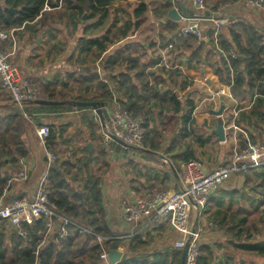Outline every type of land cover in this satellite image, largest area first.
Returning a JSON list of instances; mask_svg holds the SVG:
<instances>
[{
  "label": "trees",
  "instance_id": "obj_1",
  "mask_svg": "<svg viewBox=\"0 0 264 264\" xmlns=\"http://www.w3.org/2000/svg\"><path fill=\"white\" fill-rule=\"evenodd\" d=\"M1 1L0 31L10 32L22 26L26 28L38 20L42 29H48L50 39H54L59 28L48 26H60L65 22V28L71 37H77V53L81 65L97 63L112 46L133 37L148 19L146 0H5L3 5ZM239 1L207 0L205 6L207 8L212 5L210 10L215 14L219 9L240 4ZM161 3L162 13H158L157 17H168L173 5L164 0ZM177 8L185 11V7L180 5ZM10 9L16 10V13L13 14ZM257 10L264 17L261 9ZM204 15L210 18V14ZM184 16L192 17L193 14L185 11ZM168 19L169 22L165 25L168 35L162 38L161 47L172 44L173 53L188 55L189 66L195 63L194 67L208 70L222 86L232 85V96L253 101L249 115L264 121V29L256 27L251 20H239L233 16L219 28L216 45L213 37L215 26L212 23V27L201 39L194 36L177 38L180 24L169 17ZM18 34L19 32L17 37ZM144 47L138 41L129 39L110 51L104 65V71L110 78H101L97 72L83 76L70 74L53 82L37 84L36 88L44 100L99 102L106 107L116 101L133 118L142 116L145 139L143 149L137 152L144 156L152 157L162 149L164 155L173 154L187 140L203 143L202 138L194 132L195 102L190 94L182 98L178 92L189 89L193 82L179 69H155L154 63L148 71L149 67L146 65L138 74L140 88L133 83L132 74L138 70L140 63L137 54L144 52ZM231 50L237 57L227 61L224 53ZM212 54L217 55L215 63L210 60ZM123 64L127 65L124 71L120 69ZM113 85L115 90L111 89ZM116 95L119 98L116 99ZM73 109L71 106L45 107L28 104L21 110L3 91L0 99V199H3V203L8 205L16 199L26 198L21 193L16 197L5 194L12 190V183L16 182L10 176L15 171H21L24 161L29 158L24 137L40 126L32 116L33 113ZM86 126L91 131V141L96 145L99 124L90 121ZM60 134L52 129L46 140V147L52 153L56 152L55 142ZM166 141L170 143L163 148ZM107 142L109 150L101 144L93 148L92 162L89 163L86 148V154L75 164L69 161L59 162L48 173L49 201L54 205L55 212L76 222L84 230L70 226L67 236H61L59 224L56 223L51 235L45 239L46 218L36 220L32 225L22 223L18 226L0 220V264H101L99 260L102 247L97 236L106 239L103 241L106 252L122 247L123 240L120 239L125 238L124 234L115 232L107 221L102 184L111 170L108 162L111 152L119 153L123 150L122 152L128 153L131 150L112 140ZM171 159L177 172L181 162L198 160L194 150L189 147ZM8 167L10 171L7 170ZM154 179L157 180L155 175ZM245 179L242 188L235 191L223 190L215 207H208L203 212L225 232L226 241L218 248L201 243L197 264H258L254 258L264 259V241L252 240L257 224L264 223V208L261 210L264 206V169L250 171ZM130 243L128 254L118 264L182 262V250L145 249L139 253L137 250L142 248L137 247H142L145 242L136 236ZM240 254L251 259L245 260Z\"/></svg>",
  "mask_w": 264,
  "mask_h": 264
},
{
  "label": "crops",
  "instance_id": "obj_2",
  "mask_svg": "<svg viewBox=\"0 0 264 264\" xmlns=\"http://www.w3.org/2000/svg\"><path fill=\"white\" fill-rule=\"evenodd\" d=\"M4 1L5 0L1 1V5L4 4ZM147 1L148 0H146V2ZM154 1L155 3H152V5L147 3L148 19L146 23L133 37L125 39L136 40L142 46L145 45V51L137 54L140 63L138 64V70H135L132 74L133 83L140 88L138 74L146 65L149 67L148 71L152 69L151 65L154 63H156L154 66L155 69L159 67H165L167 70L179 69L184 76L188 77L189 80L193 82L192 87L182 92H178L182 98H184L186 94H190L195 102L196 107L193 112V119L195 120L196 125L194 132L195 135L202 138L203 143L187 140L182 148H178L170 155H164L162 149L157 154L151 155L152 157L144 156L141 153L134 154L132 153L133 150L128 153L124 152L123 154L112 151L108 156L111 170L106 175L102 184L104 209L110 228L117 233L124 234L125 236L124 239H120L123 240V245L117 250L122 253V259L128 254L127 248L131 247V239L136 236L140 237L141 240L145 242L142 247H137L142 248L137 250L139 253L144 252L145 249L148 251H155L163 248H175L174 244L179 236L172 230L169 223L155 224L146 220L145 222H139L137 224H129L125 221L121 210L123 203L130 204L134 202L138 196L148 192V190L149 192H154L161 188H168L169 190L174 191L182 189V174L180 170L177 172L174 168V162L171 159L172 156L180 155L184 152L186 147H189L194 150L196 157L199 160L201 149L204 150L211 144L220 145V147L223 148L222 145L226 144L227 146H225L223 156H219V153H216L214 158H211V160H213L212 166L206 162L204 163L207 171H212L217 165L230 161L236 152L244 148L247 140L251 142L254 140L253 143L264 144V121L249 115V110L254 105L253 101L250 99H236L232 96L231 92L230 95L220 93V91L225 89V86H222L219 80L214 78L212 73L207 72L208 70H201V68L194 67L195 63L194 65L190 64L189 66L188 55L178 52L173 53V47L170 48L171 44L164 48L161 47L162 38L168 35L165 30V25L169 22V16L157 17L158 13H162L161 11L163 7L161 0ZM183 2L188 9V12H192L193 9H191L190 6L191 4L193 5L192 1L183 0ZM241 4L242 3L234 4L219 9L215 14L210 10L212 8V5H210L205 8L204 11H196L192 12V14L193 16H205L204 14H210V17H214L222 23V25L227 23L228 20H230L229 18L236 16L239 20H251L256 27L264 29V17L259 15L258 10L256 11L257 8H245L244 5ZM179 12L184 15L185 11L183 12V9H180ZM239 13L242 14L241 17L239 16ZM148 22L150 24H147ZM90 23L92 22H89V24ZM179 24L180 28H182L187 25L188 22L182 20ZM60 26L66 31V40L63 39L61 44L59 38L57 39L59 35V32H57V36L55 37L57 42L54 40V43L52 44L60 45V51L57 53L50 48L51 44L49 46L47 45L48 49L44 55V60L41 47H43L45 42L47 44V42L52 41L50 40L48 29H42L41 24L37 20L24 28L23 31L19 32L17 37V53L13 56V62L19 67L21 75L29 80L32 86L35 85V88L37 84L43 85L45 82H53L59 77L66 78L70 74L83 76L90 73L95 74L97 72V75L101 78H110V75L104 71L105 59L111 54L110 51L120 47V44L125 40L112 46L97 63L81 65L77 53V37H71L72 35L65 28V22ZM48 27L51 28L58 26H52L50 24ZM200 27L203 35H206V31L212 27V24L202 22ZM146 30L151 34H143L147 32ZM64 44L65 47L68 45L71 46H68L70 51H68L67 54L60 53ZM2 46L5 50L11 49V44L8 42L3 43ZM73 55H76L77 58H72ZM58 57L61 59L59 66L53 69L47 68L46 60H54L55 64H57L56 59ZM210 60L213 63L217 62V55L212 54ZM120 69L122 71L126 70L127 65L123 64ZM157 75H159V73ZM111 89L115 90V86L113 85ZM2 95L3 90L0 87V99ZM117 97L118 96L116 95L115 98L117 99ZM218 103H220V105H218ZM111 104L107 106V109L105 106V109L108 110V112L111 110L109 109ZM219 112H221V114H219ZM32 116L36 118L35 121L40 126H37V129L34 132H31V134L29 133L24 137L26 148L30 153L29 158L24 161L23 169L21 170L25 171L26 176L23 180L18 182L19 184H17L14 189L7 191L5 196H11L14 192L16 194L21 193L28 198L34 196L38 181L45 174L49 173V167L52 169L56 166V162L52 165L49 164L47 148L37 135V130L39 128L49 127L50 131L54 129L56 132L61 133L55 142L56 152H53L58 160L60 159V163L69 161L75 164L78 159H82L86 154L85 150L86 148L88 149L89 144H92L93 148H97V146L101 144V146H105L106 150L110 149L107 142L108 140L110 142V139L105 137V128H103L98 116L93 113L92 109L82 111L73 109L71 111H60L55 113L34 112ZM214 119L217 120V126L211 131V135H206V128L211 127L207 124L214 122ZM90 121H97L99 124V129L96 132L98 140L96 145L91 141V131L86 126V123ZM220 126L223 127V139H220L217 135ZM110 127L111 124L108 123L107 129ZM197 130L200 131L201 135L197 134ZM190 142L191 145H188ZM169 143L170 141H166L162 147L164 148V146H167ZM165 159L168 160L169 164L164 162ZM165 169L167 170V173L164 172ZM7 170L10 171V168L8 167ZM15 174L16 171L13 176H10L12 181H15L13 179ZM154 175L157 177V180L154 179ZM245 176L246 175H242L236 179L234 178L225 186L226 188L224 187L223 189L235 191L242 188L246 182ZM164 184L165 187L163 186ZM219 198L220 191L211 195L208 198V207L213 209ZM0 204H5L3 203V199H0ZM263 208L264 206L261 210H263ZM191 221L197 228H204L201 243L209 245L211 248H218L223 241H226L225 232L219 228V225L210 221L205 214L193 211ZM252 240L256 242L264 241V223L257 224L256 230L252 233ZM240 255V257L245 260L251 259L247 255ZM254 261L258 262V264H264L263 258H254ZM109 264L111 263L109 262Z\"/></svg>",
  "mask_w": 264,
  "mask_h": 264
},
{
  "label": "built area",
  "instance_id": "obj_3",
  "mask_svg": "<svg viewBox=\"0 0 264 264\" xmlns=\"http://www.w3.org/2000/svg\"><path fill=\"white\" fill-rule=\"evenodd\" d=\"M191 1L196 9L205 10L207 0ZM239 3H242L245 8L261 9L264 13V0H240ZM46 9L51 10L48 7ZM182 20L187 21L188 24L180 28L176 34L177 38L194 36L201 39L203 37L201 23H212L215 26L214 42L218 45L217 35L222 23L214 17L198 15L196 18H186L183 16ZM24 28L22 26L10 32L0 31V87L21 110L29 102L44 100L41 92L21 75L19 67L13 62V56L17 53V33L23 31ZM7 42L11 44L10 50H5L2 46L3 43ZM172 47L171 44L170 48ZM224 57L229 61L236 58L237 55L231 50L224 53ZM231 86L225 87L220 93L230 95ZM109 109L111 110L108 112L110 116L108 123L111 124V127L107 129L108 123H106L105 136L112 140L107 134L111 132L128 145L143 148L145 129L142 116L133 118L127 111L122 110L116 101L111 104ZM93 113L97 115L94 110ZM25 116L27 115L25 114ZM37 135L46 147V140L50 135L49 127L39 128ZM46 150L49 164H55L56 156L48 149ZM164 162L169 164L166 159ZM262 169H264V144L253 143L249 140H247L244 148L234 154L230 161L217 165L212 171H207L203 164L195 160L181 162L179 164V170L182 174L181 190L161 189L143 193L134 202L123 203L121 208L123 217L129 224H137L146 220L155 224L169 223L172 230L179 236L174 247L183 250L190 240L186 264H197L204 228H197L196 225H193L191 221L192 212L196 211L202 214L208 208V198L218 193L234 178L246 175L250 171ZM48 171H50V167ZM25 176V171H18L13 179L21 181ZM41 218L47 219L45 239L51 235L56 223L59 224L61 236H67L70 226L84 230L76 222L61 217L55 212L54 205L49 201L48 173L38 181L34 196L16 199L8 205L0 204V220L8 221L12 225L18 226L22 223L32 225L34 221ZM97 239L102 247L99 261L101 264H109L108 252L103 246V241L106 239L99 236Z\"/></svg>",
  "mask_w": 264,
  "mask_h": 264
},
{
  "label": "water",
  "instance_id": "obj_4",
  "mask_svg": "<svg viewBox=\"0 0 264 264\" xmlns=\"http://www.w3.org/2000/svg\"><path fill=\"white\" fill-rule=\"evenodd\" d=\"M167 3L173 5V8L169 11V18L175 22H180L183 19L182 13L179 12L178 10V5L181 7H185L183 0H164ZM10 12L13 14L16 13V10L10 9ZM185 11H188V9L185 7ZM186 17V16H184ZM197 16H192V17H186V18H196ZM28 104L31 105H39V106H45V107H55V106H71L74 109H92L96 112L103 128L106 127V123L110 121V116L108 111L105 109V104L104 103H99V102H85V101H68V102H54V101H48V100H37V101H32L29 102ZM27 104V105H28ZM221 114V112H219ZM108 136L116 143L122 145L125 149H130V150H136L140 151L142 148H138L135 146H131L126 144L125 142L121 141L117 137H115L111 132L107 133ZM217 135L220 137V139H223V127L220 126ZM88 150H89V162H92L93 160V145L89 144L88 145ZM189 243L190 240L186 243L184 249L182 250V262L181 264H186V259H187V252L189 248ZM122 253L117 251V250H111L108 251V259L111 264H118L120 263L122 259Z\"/></svg>",
  "mask_w": 264,
  "mask_h": 264
},
{
  "label": "rangeland",
  "instance_id": "obj_5",
  "mask_svg": "<svg viewBox=\"0 0 264 264\" xmlns=\"http://www.w3.org/2000/svg\"><path fill=\"white\" fill-rule=\"evenodd\" d=\"M147 3H149V4H151L152 5V3H155V1L154 0H148L147 1ZM189 5V4H188ZM191 6V9H193L192 10V12H196V11H201V10H196V7L194 8V6L191 4L190 5ZM222 11V10H221ZM202 12V11H201ZM238 14V13H237ZM239 16L241 17L242 16V14L241 13H239ZM147 24H150L149 22L147 23ZM58 32H59V35H58V37H57V39L59 38V42L62 44V41H63V39L64 40H66V31L62 28V26H58ZM147 32H145V33H143V34H151L148 30H146ZM50 40H52V41H49V42H47V44H46V42H45V44L43 45V47H41V52H42V56H43V60L45 59L44 58V55L46 54V52H47V49H48V46L51 44V46H50V48L53 50V51H55V52H59L60 51V48H61V46L60 45H53L52 43H54L53 41L54 40H56V38H54V39H50ZM56 42H57V40H56ZM48 45V46H47ZM68 46H70V45H68ZM68 46H66L65 47V44L63 45V48H62V50H61V52L60 53H64V54H67V52L68 51H70V49H68ZM71 47V46H70ZM67 48V49H66ZM47 57H50V56H47ZM75 57V59L77 58V56L75 55H73V57L72 58H74ZM57 64H55V62H54V60L53 61H48V60H46V62H47V68H50V69H53V68H55V67H58L59 66V64H60V61H61V59H60V57H58L57 59ZM218 105H220V103H218ZM217 105V106H218ZM215 121L214 122H212L211 124H207L208 126H211V127H208V128H206V135H211V131L214 129V128H216V126H217V120L216 119H214ZM97 122V121H96ZM197 132V134H200L201 135V133H200V131L199 130H197L196 131ZM31 134V133H30ZM214 140H215V138H214ZM225 146H227L226 144L225 145H222V147L223 148H221L220 147V145H214V144H211L210 146H207L204 150L203 149H201V153H199V160H197L198 162H200L201 164H203L204 165V163L206 162L207 164H209L210 166H212L213 164V160H211V158H214V155L216 154V153H219V156H223V152H224V150H225ZM227 148V147H226ZM143 149V148H142ZM123 150H121L120 151V154H123L124 152H122ZM132 153H134V154H137V153H139V152H137V151H133ZM208 155H210V156H208ZM56 158H57V156H56ZM160 160H161V158H160ZM93 161V160H92ZM60 162V159L58 160V158H57V161H56V163H59ZM90 163V162H89ZM215 168V167H214ZM213 168V169H214ZM164 172L165 173H167V170L165 169L164 170ZM17 182V183H16ZM16 182H14V183H12V187H11V189H14V187H16L17 186V184H19L18 182L19 181H16ZM226 188V187H225ZM10 189V190H11ZM224 189H221L220 190V192H222ZM11 196H13V197H16L17 196V194L14 192ZM4 205H7V204H4Z\"/></svg>",
  "mask_w": 264,
  "mask_h": 264
}]
</instances>
